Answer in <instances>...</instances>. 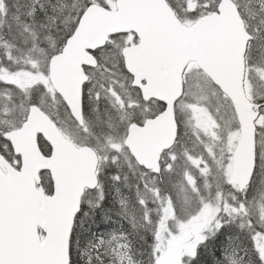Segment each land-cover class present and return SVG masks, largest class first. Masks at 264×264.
Segmentation results:
<instances>
[{
	"label": "snow or ice",
	"instance_id": "1",
	"mask_svg": "<svg viewBox=\"0 0 264 264\" xmlns=\"http://www.w3.org/2000/svg\"><path fill=\"white\" fill-rule=\"evenodd\" d=\"M0 264H264V0H0Z\"/></svg>",
	"mask_w": 264,
	"mask_h": 264
}]
</instances>
